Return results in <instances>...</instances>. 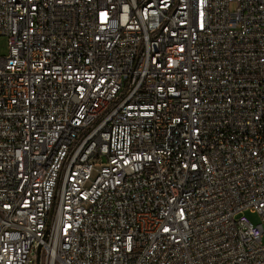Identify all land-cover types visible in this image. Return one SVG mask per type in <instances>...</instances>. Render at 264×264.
<instances>
[{
	"label": "built area",
	"instance_id": "obj_1",
	"mask_svg": "<svg viewBox=\"0 0 264 264\" xmlns=\"http://www.w3.org/2000/svg\"><path fill=\"white\" fill-rule=\"evenodd\" d=\"M0 36V264H264V0H0Z\"/></svg>",
	"mask_w": 264,
	"mask_h": 264
},
{
	"label": "rangeland",
	"instance_id": "obj_2",
	"mask_svg": "<svg viewBox=\"0 0 264 264\" xmlns=\"http://www.w3.org/2000/svg\"><path fill=\"white\" fill-rule=\"evenodd\" d=\"M9 52V47L7 43V37L6 36H0V56H7ZM248 220L254 224L260 223L261 219L257 212H251L249 210H246L244 212ZM261 242L264 243V234L262 235Z\"/></svg>",
	"mask_w": 264,
	"mask_h": 264
}]
</instances>
